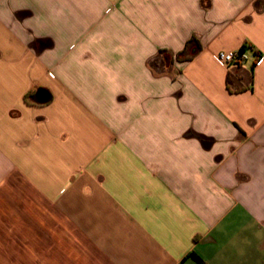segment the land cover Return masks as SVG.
I'll return each instance as SVG.
<instances>
[{
	"label": "crops",
	"instance_id": "0c3cea01",
	"mask_svg": "<svg viewBox=\"0 0 264 264\" xmlns=\"http://www.w3.org/2000/svg\"><path fill=\"white\" fill-rule=\"evenodd\" d=\"M0 264H264V0H0Z\"/></svg>",
	"mask_w": 264,
	"mask_h": 264
},
{
	"label": "built area",
	"instance_id": "2783aa9c",
	"mask_svg": "<svg viewBox=\"0 0 264 264\" xmlns=\"http://www.w3.org/2000/svg\"><path fill=\"white\" fill-rule=\"evenodd\" d=\"M253 58L254 63L257 64L260 61V56L253 54L250 57L246 51H221L216 54V60L224 65L239 64L248 61Z\"/></svg>",
	"mask_w": 264,
	"mask_h": 264
},
{
	"label": "trees",
	"instance_id": "16d2710c",
	"mask_svg": "<svg viewBox=\"0 0 264 264\" xmlns=\"http://www.w3.org/2000/svg\"><path fill=\"white\" fill-rule=\"evenodd\" d=\"M246 48H247V47L244 46L241 50H242V51H245ZM257 55H258V54H257ZM258 56H259V55H258ZM28 96H29V95H28ZM26 100H27V96H26Z\"/></svg>",
	"mask_w": 264,
	"mask_h": 264
}]
</instances>
